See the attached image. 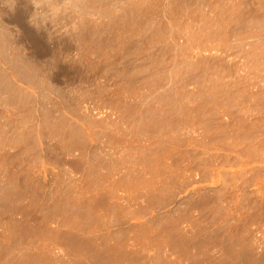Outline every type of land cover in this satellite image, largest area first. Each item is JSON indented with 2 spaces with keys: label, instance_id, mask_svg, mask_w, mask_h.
Here are the masks:
<instances>
[{
  "label": "rangeland",
  "instance_id": "obj_1",
  "mask_svg": "<svg viewBox=\"0 0 264 264\" xmlns=\"http://www.w3.org/2000/svg\"><path fill=\"white\" fill-rule=\"evenodd\" d=\"M91 3L76 44L0 0V264L49 263L8 252L50 223L134 224L90 263L151 238L187 264H264V0Z\"/></svg>",
  "mask_w": 264,
  "mask_h": 264
},
{
  "label": "crops",
  "instance_id": "obj_2",
  "mask_svg": "<svg viewBox=\"0 0 264 264\" xmlns=\"http://www.w3.org/2000/svg\"><path fill=\"white\" fill-rule=\"evenodd\" d=\"M17 204L23 206L24 202L20 201L17 202ZM28 226L31 227L33 225L28 224ZM132 226H134V224L124 223L120 225L119 228L112 230L111 228H108L106 224L100 226L93 224L87 227H76L50 223L47 225V228L55 235L54 237L47 239L40 237L34 238L31 236L18 242L16 248L20 247L19 251L10 250L8 253L11 257H19L22 254L25 256L38 257L39 259H45L48 261L49 263L47 264H61L65 261H68L69 263L80 262L82 264H105L104 261L97 263L85 262L84 258H86L89 251L88 248L99 249L106 237H108L109 241L108 247H111L115 241L112 237L116 234L114 231ZM180 232L182 231L180 230ZM182 235L186 236L183 232ZM129 241L134 242L133 239H129ZM151 241V238L146 239L143 244L137 246L140 248L137 252L140 259L133 261L131 264H187L191 261L194 262L201 259L198 255L181 256L180 254L175 253V250L170 248L167 244L159 253H154L151 249ZM72 244H76L80 248L79 254H72V250H70ZM23 248H26V250L23 251ZM214 258L216 257H210L208 260ZM262 258H264V255ZM228 263L244 264L242 259L232 258L231 256H228ZM124 264L128 263L125 262Z\"/></svg>",
  "mask_w": 264,
  "mask_h": 264
},
{
  "label": "clouds",
  "instance_id": "obj_3",
  "mask_svg": "<svg viewBox=\"0 0 264 264\" xmlns=\"http://www.w3.org/2000/svg\"><path fill=\"white\" fill-rule=\"evenodd\" d=\"M32 12L28 23L37 31L53 36H67L74 43L82 34L86 22L97 21L103 10L96 8L91 0H28Z\"/></svg>",
  "mask_w": 264,
  "mask_h": 264
}]
</instances>
